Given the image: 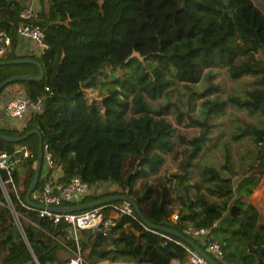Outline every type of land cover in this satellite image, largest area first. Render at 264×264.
Here are the masks:
<instances>
[{"label":"trees","instance_id":"1","mask_svg":"<svg viewBox=\"0 0 264 264\" xmlns=\"http://www.w3.org/2000/svg\"><path fill=\"white\" fill-rule=\"evenodd\" d=\"M39 2L33 23L45 33L49 48L36 59L15 53L17 29L26 23L19 16L27 7L25 0H0V31L11 38L9 52L0 59H36L45 72L41 81L20 82L31 100L44 97L42 111H30L18 119L6 115L14 126L0 129V134L14 137L32 129L41 133L43 148L51 153L54 166L46 170L43 161L36 188L51 180L55 170L61 183L73 177L90 185L109 183L115 187L113 191L86 195L80 203L128 195L151 224L176 230L203 249L186 230L204 227L211 235L223 222L238 224L232 233L241 235L253 248L264 247V224L257 223L259 214L241 199L253 193L264 173V150L259 146L264 140V120L262 126L232 131L235 140L253 136L254 149L247 164L235 170L228 150L220 166L201 163L205 147L213 139L214 120L227 109L264 115V14L255 3ZM134 51L142 60L129 58ZM68 57L82 63L81 79L67 90L49 87L51 92L45 91L50 72ZM27 65L35 71L17 72L21 65H0V83L11 76L38 75L37 66ZM214 69H224L233 81L249 77L244 95L211 98L213 92L220 91L212 82ZM203 76L209 85L199 91L195 85ZM6 87L1 89L0 98ZM179 88L184 90L186 111L173 100ZM195 101H199V115L193 113ZM181 126L187 131L182 132ZM22 146L33 153L32 158L22 159L13 173L18 195L24 200L35 169L38 136L32 134L17 143L0 140V152L11 161ZM167 157L172 158L175 171L165 165ZM163 168L168 173H162ZM11 198L22 216L21 230L0 204V264L67 262L71 253L56 239L73 247V242L65 239L69 225L53 224L39 217L38 211L21 206L13 194ZM174 212L176 220L172 219ZM111 233L115 236L81 231L82 254L89 263L130 262L144 256L154 264H169L183 253L177 243L180 240L174 236L165 238L122 224Z\"/></svg>","mask_w":264,"mask_h":264},{"label":"built area","instance_id":"2","mask_svg":"<svg viewBox=\"0 0 264 264\" xmlns=\"http://www.w3.org/2000/svg\"><path fill=\"white\" fill-rule=\"evenodd\" d=\"M20 18L26 23L17 29L19 37L30 39L35 46V53L40 57L45 54L49 46L45 41V33L36 24L33 23L38 17V12L32 6H27L21 10ZM11 46V38L4 32L0 31V57L9 52ZM45 91L51 92L49 86L45 87ZM44 97H39L36 100H31L28 96L14 97L8 100L4 110L8 117L18 119L24 117L28 112H40L43 108ZM259 146L264 150V140L259 143ZM33 153L27 146H22L16 149L14 160L11 161L5 152H0V190L3 196V201L0 202L10 213L15 226L21 230L20 219L21 213L16 209L11 195L13 194L21 206L27 209L38 211L39 217L45 218L53 224L66 222L69 227L66 230L65 239L73 242V247H69L61 240L56 239L65 248H67L71 257L64 264H91L82 254L80 245L81 231L102 232L104 235L115 236L111 233L112 228L118 224L132 225L143 228L145 231H150L159 234L165 238L170 235L153 228L148 227L136 214L134 207L127 201H117L101 206H96L82 211L59 213L49 211L47 209H38L28 205L25 200L20 199L17 187L14 182L13 173L16 170L22 159L32 158ZM43 161L46 170L53 168V158L51 153L43 148ZM51 180L44 181L41 186L32 192L31 200L43 207H68L75 206L80 203V200L86 195L99 194L103 188H108L107 192L113 191L115 187L109 183H96L90 185L79 177H73L66 183L59 182V173L55 170ZM110 196V195H108ZM176 214L172 215V219L176 220ZM190 236L198 239L203 245L204 250L216 262L223 260V252L219 242L214 241L210 235L208 228H190L186 230ZM55 239V237H53ZM183 247V253L179 257L173 258L169 264H210L195 249L183 241H178ZM199 245V244H198ZM203 249V248H202ZM259 261L264 264V251L258 257ZM35 263L37 261L35 260ZM95 264H154L144 256H138L130 262L100 260ZM221 264V263H220Z\"/></svg>","mask_w":264,"mask_h":264},{"label":"rangeland","instance_id":"3","mask_svg":"<svg viewBox=\"0 0 264 264\" xmlns=\"http://www.w3.org/2000/svg\"><path fill=\"white\" fill-rule=\"evenodd\" d=\"M255 5L263 12L264 14V0H252ZM65 50L66 45L64 46ZM36 59L41 58L37 53L34 54ZM68 56V55H67ZM4 56L0 57L1 59ZM0 59V60H1ZM31 59V58H30ZM28 64V63H27ZM27 64H17L21 65L15 69L17 72H32L35 69ZM81 67L82 63L77 60H73L70 57L65 58L62 64H57L52 72H50L49 87H58L61 90H67L71 88L70 84L81 79ZM213 73L215 74L212 79L213 84H218L220 86V91L213 92L210 97L213 98L215 95L221 97H227L229 95L243 96L245 90L248 88L249 77H243L240 80L233 81L227 75V72L224 69H214ZM205 74H208V71H205ZM206 76H203L200 82L195 85L199 91L204 90L207 87L208 82L206 81ZM17 82H13L14 84ZM20 83V82H19ZM8 86V85H7ZM69 90V89H68ZM183 88H179L178 91L173 93V100H177L178 104L187 110V106L184 105L185 96ZM195 106L193 107L194 115H199L198 105L199 101H195ZM170 116V115H169ZM172 121V118L169 117ZM264 120V115L256 114L250 115L245 111H240L236 109H227L225 114L214 120L216 126L212 130V141L208 142L205 147L201 163L213 164L215 166H220L224 162V155L226 151H230L232 167L236 170L239 165L247 164L250 158V150L254 149L253 136L245 135L238 140H235L232 137V131L241 128H248L249 125L262 126ZM182 132L187 130L184 127H179ZM0 129L2 127L0 126ZM228 148V149H227ZM165 165L171 168L170 171H175L177 168L173 163L171 157H167L165 160ZM162 173L167 172L164 168L161 171ZM237 178V177H236ZM235 178V180H236ZM108 188H103L99 191V194L107 193ZM244 202L250 204L259 214L260 218L257 219V223L264 224V173L260 174L259 181L257 186L254 188L253 193L248 197L241 198ZM176 212L173 213V215ZM219 226V224H217ZM238 228L236 223H221L220 227L215 228L211 237L214 241L220 243L223 260H218L221 264H263L259 261L258 253L252 252L247 242L243 239L241 235H234L233 230ZM252 246V245H251ZM233 262V263H232Z\"/></svg>","mask_w":264,"mask_h":264},{"label":"water","instance_id":"4","mask_svg":"<svg viewBox=\"0 0 264 264\" xmlns=\"http://www.w3.org/2000/svg\"><path fill=\"white\" fill-rule=\"evenodd\" d=\"M132 57H137L140 60H142V57H140V54L138 52H135V51L131 54V56L129 58H132ZM27 63L37 66V68L39 70L38 75L23 74V75L11 76L10 78H8V79L4 80L2 83H0V91L3 87H5L6 85L11 84L13 82L41 81L43 79L44 74H45L43 66L36 59L20 58V59L8 60V61L0 60V65H16V64H27ZM82 83L84 84V83H86V81H83ZM32 134H35L38 136V148H37V157H36V162H35L34 173L32 176L31 183L28 187V190H27V192L25 194V198H24L25 202L28 205L34 206L38 209H47V210L53 211V212L70 213V212L86 210L89 208L101 206V205L112 203V202L127 201L134 207L136 214L143 221V223L146 224L148 227L153 228V229H158V230H160V231H162V232H164L170 236H174V237L178 238L179 240L185 242L186 244L192 246L195 249V251L198 254H200L210 264H220V263L216 262L214 259H212L208 255L207 251L202 249L190 237H187V236L177 232L176 230H173L170 228H165V227H157V226L151 224L145 218V216L143 215V213L141 212L140 208L137 206L135 201L128 195H110V196H105V197L93 200V201L85 203V204H78L75 206H68V207H43L41 205L35 204L31 200V194L35 190V188L38 184L40 172L42 169V163H43V138H42L41 133L37 129H32V130L28 131L27 133H25L24 135L18 136V137L0 134V140L17 143V142L25 140L26 138H28ZM243 219H245V217H243ZM248 247L252 252H258L259 255L262 254L264 251V247L253 248L251 246V244H248Z\"/></svg>","mask_w":264,"mask_h":264},{"label":"crops","instance_id":"5","mask_svg":"<svg viewBox=\"0 0 264 264\" xmlns=\"http://www.w3.org/2000/svg\"><path fill=\"white\" fill-rule=\"evenodd\" d=\"M27 6H32L33 8L39 10L40 2L39 0H25ZM15 53L21 56H30L35 54V46L30 39L19 37L17 41V46L15 48ZM25 87L23 84L14 83L8 85L5 88L1 98H0V126L5 128H11L14 126V121L6 116L4 107L8 100L14 97H25ZM54 175V174H52ZM233 263V262H232Z\"/></svg>","mask_w":264,"mask_h":264}]
</instances>
